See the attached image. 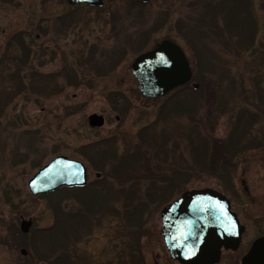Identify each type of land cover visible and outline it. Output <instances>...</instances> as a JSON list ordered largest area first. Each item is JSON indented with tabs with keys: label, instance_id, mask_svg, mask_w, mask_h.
<instances>
[{
	"label": "rangeland",
	"instance_id": "374dc122",
	"mask_svg": "<svg viewBox=\"0 0 264 264\" xmlns=\"http://www.w3.org/2000/svg\"><path fill=\"white\" fill-rule=\"evenodd\" d=\"M163 40L192 82L146 97L131 65ZM58 156L86 184L33 196L28 180ZM202 189L244 226L221 262L239 264L264 231V0H0V238L32 222L21 244L0 242V264H176L162 211Z\"/></svg>",
	"mask_w": 264,
	"mask_h": 264
},
{
	"label": "water",
	"instance_id": "95a60500",
	"mask_svg": "<svg viewBox=\"0 0 264 264\" xmlns=\"http://www.w3.org/2000/svg\"><path fill=\"white\" fill-rule=\"evenodd\" d=\"M68 1L100 4V0ZM131 72L140 93L151 98L169 94L188 83L192 76L184 52L168 40L138 55L132 62ZM197 87L193 84V88ZM88 122L92 127H100L103 119L91 115ZM86 181V168L81 162L58 156L40 168L28 180L27 187L37 196L63 186L82 187ZM31 224L30 220H22L21 232H28ZM243 232L244 226L231 211L229 200L212 189L187 192L162 211V238L170 257L180 264L214 263L221 247L237 249ZM20 254L25 256L27 251L22 249ZM240 264H264V237L250 247Z\"/></svg>",
	"mask_w": 264,
	"mask_h": 264
},
{
	"label": "flooded vegetation",
	"instance_id": "af4514ba",
	"mask_svg": "<svg viewBox=\"0 0 264 264\" xmlns=\"http://www.w3.org/2000/svg\"><path fill=\"white\" fill-rule=\"evenodd\" d=\"M152 0H150V1H147V2H144V1H142V0H128V3H130V4H134V5H140V6H146V5H148L149 4V2H151ZM246 1V0H245ZM63 2H64V4H65V6H69V7H75V8H81V7H84V8H89V9H95V10H101L103 7H104V5H106V0H100V4L99 5H93V4H88V3H86V2H76V3H70L68 0H63ZM248 3V2H247ZM66 17H68V15H64V16H61V18L60 19H62V18H66ZM44 33V32H43ZM36 35H38V34H36ZM19 36H21V34H18V35H15L14 37H13V39H18L17 37H19ZM185 54V53H184ZM186 55V54H185ZM186 58H187V56H186ZM187 61H188V64H189V67L191 66L190 65V62H189V60H188V58H187ZM190 70H191V74H192V76H191V79H190V83L192 82V78H193V72H192V69H191V67H190ZM188 82V83H189ZM188 83H186V84H188ZM198 85V84H197ZM192 87H193V84H192ZM99 178V177H98ZM232 210V209H231ZM233 212V211H232ZM237 219H238V217H237ZM238 221H239V219H238ZM239 224L240 225H242L241 223H240V221H239ZM245 232V231H244ZM244 234V233H243ZM243 234H242V236H243ZM263 235H264V231H260V230H257L256 231V233H255V235H254V237H253V239H252V241H251V244H250V246H252L254 243H256L260 238H262L263 237ZM162 242H163V244H164V247H165V249H166V251H167V253H168V256H169V258L174 262V263H176V264H180L178 261H176V260H174V259H172L171 257H170V255H169V252H168V249H167V247H166V244H165V242H164V239L162 238ZM206 243H210V240H206ZM240 246V245H239ZM239 246H238V248L237 249H235V250H232V249H229V248H224V247H221L220 248V252H219V255H218V259L214 262V263H212V264H221V262H222V260H223V258H227V259H234V260H236V257L234 256V255H229V256H223V252H231V253H236V252H238V250H239ZM249 246V247H250ZM249 248H247V250H248ZM247 250H246V252H247ZM139 252H140V254H141V248L139 247ZM245 252V253H246ZM26 256V255H25ZM242 257H243V255H241L240 257H237V259H239V264H240V261H241V259H242ZM226 259V260H227ZM237 262V261H236ZM236 262L235 263H231V264H236ZM29 264H33V262H30ZM107 264H109V262L107 263ZM229 264V263H228Z\"/></svg>",
	"mask_w": 264,
	"mask_h": 264
},
{
	"label": "trees",
	"instance_id": "16d2710c",
	"mask_svg": "<svg viewBox=\"0 0 264 264\" xmlns=\"http://www.w3.org/2000/svg\"><path fill=\"white\" fill-rule=\"evenodd\" d=\"M65 191H67L68 189H72V188H63ZM58 192V191H57ZM56 192V193H57ZM57 205V204H56ZM12 229L11 228H9V231H11ZM16 235H14V236H12V237H10V235L8 236L7 234L4 236V237H1L0 238V242L1 243H5V244H7V242H8V238L10 239V240H13L14 242H17V244H21V243H19V241H16L17 239H19V237H22V236H24L25 234H23L22 232H20L19 230H17L16 229ZM18 235V236H17ZM12 238V239H11ZM13 245H15L16 246V244H13ZM23 246V245H22ZM17 247H18V245H17Z\"/></svg>",
	"mask_w": 264,
	"mask_h": 264
}]
</instances>
